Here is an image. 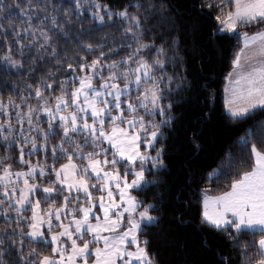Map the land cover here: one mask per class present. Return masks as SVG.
Here are the masks:
<instances>
[{
    "label": "snow or ice",
    "instance_id": "6c2138e0",
    "mask_svg": "<svg viewBox=\"0 0 264 264\" xmlns=\"http://www.w3.org/2000/svg\"><path fill=\"white\" fill-rule=\"evenodd\" d=\"M192 6L207 10L210 41L236 40L224 78L229 117L264 112V0ZM164 7L163 0L115 10L105 0H0V264H161L145 230L171 232L162 194L171 191L170 157L182 148L198 153L202 128L194 125L210 119L203 108L187 121L177 111V97L197 87L167 70L179 37L144 39ZM115 25L127 43L93 39ZM213 99L209 92L204 106ZM259 133V142L252 129L237 141L239 166L229 154L227 190L200 189V248H211L210 233L230 242L258 234L240 245L246 264H264V120ZM194 182L190 172L187 183Z\"/></svg>",
    "mask_w": 264,
    "mask_h": 264
},
{
    "label": "trees",
    "instance_id": "16d2710c",
    "mask_svg": "<svg viewBox=\"0 0 264 264\" xmlns=\"http://www.w3.org/2000/svg\"><path fill=\"white\" fill-rule=\"evenodd\" d=\"M5 2L14 4L15 0H5ZM105 2L115 10L129 3L130 0H105ZM163 2L164 9L149 21L150 32L145 33L144 39L155 38L156 43L159 44L163 36L175 34L179 37V56L175 65L172 62L168 63L167 70L170 73L175 71L180 75H186L197 87L185 96L177 97L179 101L177 111L183 112L184 120L187 121L203 108L210 119L203 125H194L202 128L199 139L201 148L198 153L189 157L187 151L182 148L179 153L170 157L169 171L164 175V179L165 188L170 187L171 191L165 190L162 194L166 208V225L171 223V232L167 236H162L157 228H148L144 235L148 237L149 247L157 254L161 264H183L185 259H195L199 264H219L222 256L230 257V264H246L240 245L245 242L252 245L254 241H258V234L256 236L245 234L238 242H230L222 234L210 233L207 238L211 248L208 250L200 248L204 231L200 227L198 215L202 210L200 189L207 188L211 195H218L227 190L228 184L224 182V173L228 169L229 154L234 161V168L239 166L241 158L237 141L245 136L246 130L252 129L256 142H259L260 121L264 120V112L257 111L239 122L229 117L224 108L226 83L224 78L231 69V55L236 40L226 41L217 37L214 42L210 41L212 21L206 15L207 10L202 14L192 6L194 0H163ZM105 38L109 46L113 42L116 44L128 42L124 40L119 25L107 27L93 36L95 40ZM121 51L123 53L130 49ZM71 54L70 51L69 55ZM169 56H172L171 52ZM180 64L183 66L178 67L177 65ZM205 83L208 85L207 91L199 88V85ZM209 92L214 94V99L205 107L204 99ZM186 161H188L187 167H185ZM190 172L194 173L196 182L189 186L187 181ZM210 173L214 176L219 174L220 179L209 183ZM228 175L230 178L231 173L229 172ZM133 194L144 197L153 193L148 191ZM176 217H179V220L175 219ZM181 220L184 223H180ZM2 227L4 225L0 223V228ZM247 251L248 257L254 260L256 258L254 247H249Z\"/></svg>",
    "mask_w": 264,
    "mask_h": 264
},
{
    "label": "rangeland",
    "instance_id": "374dc122",
    "mask_svg": "<svg viewBox=\"0 0 264 264\" xmlns=\"http://www.w3.org/2000/svg\"><path fill=\"white\" fill-rule=\"evenodd\" d=\"M215 173H216V172H215ZM215 173H214V174H215Z\"/></svg>",
    "mask_w": 264,
    "mask_h": 264
}]
</instances>
